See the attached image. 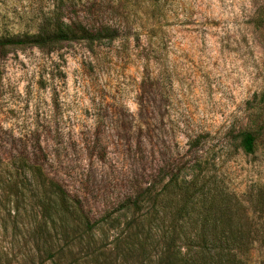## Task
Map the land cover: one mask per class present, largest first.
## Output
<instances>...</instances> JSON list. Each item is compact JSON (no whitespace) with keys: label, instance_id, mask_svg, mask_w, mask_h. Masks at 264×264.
Wrapping results in <instances>:
<instances>
[{"label":"rangeland","instance_id":"obj_1","mask_svg":"<svg viewBox=\"0 0 264 264\" xmlns=\"http://www.w3.org/2000/svg\"><path fill=\"white\" fill-rule=\"evenodd\" d=\"M32 2L0 0V18L16 22ZM98 2L122 24L112 42L0 52V264H151L155 244L121 209L146 189L162 193L163 228L180 200L212 202L250 242L244 264H264V0ZM33 129L46 175L90 223L106 220L68 247L36 201L46 193L18 169L17 141ZM247 131L253 154L240 147Z\"/></svg>","mask_w":264,"mask_h":264},{"label":"trees","instance_id":"obj_2","mask_svg":"<svg viewBox=\"0 0 264 264\" xmlns=\"http://www.w3.org/2000/svg\"><path fill=\"white\" fill-rule=\"evenodd\" d=\"M32 1L33 6L31 3L28 9L22 8L13 16L16 22L10 20L7 14L0 18V52L3 55L11 51L36 50L48 58L62 43L85 42L94 45L112 42L122 29V24L111 18L112 11L102 9L98 0ZM40 136L41 130L33 129L23 132L18 139V169L30 173L36 180L37 188L46 193L43 197L37 196L36 201L44 209L46 224H50V229L56 235L66 239L65 246L68 247L74 241L79 242L83 233H90L106 220L90 223L80 199L67 191L64 181L56 174L51 177L46 175L50 160L40 143ZM256 139V133L242 132L240 147L244 153H254ZM197 192L203 195L202 190ZM161 194H151L146 189L141 198H129L121 208L124 213L137 216V230L144 232L145 239L155 244V260L151 264H244L242 256L250 250V242L234 234L236 229L232 225L220 222L212 202L203 204L197 211L192 201L194 194L180 200L169 214V224L163 228L158 219L159 212H163V206H158ZM147 198L152 205L142 212V202L146 203ZM198 215L201 225L197 229L203 236L197 239L187 237V229L194 227V224L197 226L191 217L197 220ZM48 247L45 251H49Z\"/></svg>","mask_w":264,"mask_h":264}]
</instances>
